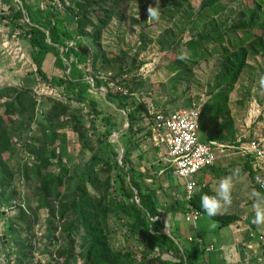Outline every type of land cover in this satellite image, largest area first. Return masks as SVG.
Wrapping results in <instances>:
<instances>
[{"label":"trees","instance_id":"16d2710c","mask_svg":"<svg viewBox=\"0 0 264 264\" xmlns=\"http://www.w3.org/2000/svg\"><path fill=\"white\" fill-rule=\"evenodd\" d=\"M132 1L40 0L39 6L34 0H0V25L9 28L8 38L17 33L26 41L34 76L45 87L65 98L57 100L45 97L38 102L29 88H0V102L4 99L8 101L0 115V176L5 168V158H12V152L14 153L15 142L12 138L21 135L17 130L14 131L17 121L11 124L7 122L6 125L5 117L10 119L17 116V119H22V126L30 129L36 120L37 107L41 104L46 112L44 122L49 127L50 136L43 144L37 141L30 149L38 163L33 166V175L38 183L37 195L41 208L48 209L53 215L57 208L50 205V200L62 197L61 192L68 183L65 179L67 171L59 164L60 159L65 156V149L58 143V131L66 125V118L82 148L90 154L89 166L76 182L75 188L64 194L58 203L60 217L72 219L74 227L80 226L86 264H202L203 251L190 244L192 242L188 241L189 237L185 232L172 228L169 233L166 232L167 213L172 207H180L176 198L170 196V191L181 188L171 185V180L176 177L170 165L160 168L153 163L141 168L131 160L130 141L134 134L140 132V129H136L138 123L145 119L149 120V126L151 123L146 104L138 102L131 95L112 94L107 84L101 83L97 76L98 66L107 63V56L100 46L102 33L113 20H126L125 13ZM192 1L178 0L171 8L170 17L178 15ZM199 1L197 17L192 23L193 31L205 32V27L213 24H216V29L184 44L192 54V61L190 65H187V61L183 63L190 74L198 60L203 59L205 43L212 46L209 50L210 57L221 58L219 77L213 88L219 93L216 94L215 101L206 108L212 121H224L219 110L226 106L247 66V59L258 56V51L264 45V0H251L249 9L237 13L233 18L228 16L225 23H220L218 17L228 8L227 0ZM85 36L91 37L95 50L92 51L84 44ZM49 57L54 59V67L62 73L60 77L49 78L46 75L43 68ZM114 60L126 63L122 56L114 57ZM180 70L171 67L169 73L176 74ZM102 88H105V95ZM70 101L77 107H72ZM46 104L50 105V109H46ZM75 108L86 110L87 126L81 120L80 111L76 112ZM111 108L114 109L113 113L109 111ZM121 115L128 125L126 130H120ZM150 134V130L146 131V136L150 137ZM112 136H116V142L110 140ZM231 143L237 145L235 140ZM154 151L158 152V148H154ZM7 154L9 155L6 156ZM51 160H56L57 164H51ZM248 162L245 163L246 169L253 179L256 171ZM98 165L100 168L97 169ZM50 166L59 168V172L49 173ZM161 171L166 178L158 183L156 175ZM100 174H104L103 181L99 179ZM0 181L3 185L6 179L0 178ZM89 188L101 190V196H94ZM203 194L212 195L208 188H203L188 203L202 217H206L211 224H216L219 229L237 221V217L233 215L209 218L200 207V197ZM163 198L168 199V206L171 203L169 207L161 205ZM9 201L0 191V220ZM182 209L187 210L188 206H183ZM111 216L125 220L126 237L131 239L130 242H143L147 251L140 260L135 262L122 252L113 253L108 248V223ZM12 230V226H7L0 236L7 264H14L11 252L6 251ZM196 233L197 238L202 239L201 233ZM70 261L71 256L67 255L66 264Z\"/></svg>","mask_w":264,"mask_h":264},{"label":"rangeland","instance_id":"374dc122","mask_svg":"<svg viewBox=\"0 0 264 264\" xmlns=\"http://www.w3.org/2000/svg\"><path fill=\"white\" fill-rule=\"evenodd\" d=\"M34 1L41 6L40 0ZM177 1L133 0L125 13L126 20L124 22L113 20L102 33L100 46L107 56V63H101L102 65L98 66L97 76L101 83L107 84L112 94L131 95L138 102L146 104L150 113L199 109L202 115L201 131L216 132L217 137L221 139V141L218 139L217 144L224 146L215 150V154L216 152L219 154V159L215 164L218 162L220 164L227 162L228 164L225 165L230 164L229 167L233 173H229V176L236 183L239 182L246 186V190L243 189L246 194L241 197L244 198L242 199L244 205L236 206L237 199L234 205L236 209L240 208V212L242 210V217H244L249 204H253V192L258 193V191L253 184V179L248 175V170H243L244 172L241 170L242 159H237L235 152L239 153L253 139L264 144V45L258 51V56H250L247 59V66L231 92L226 106L219 110L224 121H220V119L212 121L206 107L215 101V96L219 93L213 88L219 77L221 58L210 57L209 50L212 46L205 43L203 59L198 60L190 74L188 67L183 62L187 61V65H190L192 61L190 60L192 54L189 53V48L186 45L190 41L212 32L216 29V24L205 27V32L193 31L192 23L197 17L200 1L193 0L186 4L178 15L171 18V8ZM227 1L228 8L218 17L220 23H225L228 16L233 18L237 13L249 9L252 5L251 0ZM150 7L157 11L156 18L149 16ZM8 32L9 28L1 24L0 88L14 87L19 90L24 87L29 88L31 95L38 102L45 97H53L57 100L64 98L45 87L34 76V67L28 57L26 41L22 40L17 33L8 38ZM83 42L92 51L95 50L91 37L85 36ZM164 47H168V49L164 50ZM118 56H122L126 63H123V59L119 62L113 61V58ZM182 59L183 61H181ZM171 67L181 70L176 74L169 73ZM43 69L49 78L60 77L62 74L54 67V59L51 57L44 63ZM101 90L105 95V88ZM96 98L100 99L99 96ZM7 102L6 99L0 102V115L3 114ZM69 104L72 107L75 106L71 101ZM45 107L50 109L49 104H46ZM75 109L76 112L80 111L81 120L87 126L86 110ZM109 111L113 113L114 109L111 108ZM44 113L46 112L40 104L36 110V120L30 129L22 126L23 121L17 119V116H15L16 120L14 117L10 119L5 117L6 125L7 122L11 124L17 121L14 124V131L17 130L21 135L12 138L15 142L14 153L12 152V158H5V168L0 176V178L6 179L3 185L0 184V191L10 199L8 205L3 209L4 216L0 220V236L7 226L13 227L6 251L11 252V260L14 264H66L67 255L71 256L69 264H86L83 259L85 249L82 246L83 233L80 226L75 225L74 227L72 219L60 217L58 203L64 194H68L75 188L76 182L89 166L90 154L82 148L78 136L71 129L69 119L66 118V125L58 131V143L65 149V156L60 159L59 164L67 171L65 179L68 183L61 192L62 197L54 201L50 200V205L57 208L53 215L48 212V209L41 208L37 195L38 183L33 175V166L38 163L35 162V156L30 149L37 141H41L43 144L49 139V127L44 122ZM119 121L121 122L120 130H126L127 124L122 120V115ZM148 122L147 119L140 121L136 127V129H140V132L134 134L130 141L131 160L135 166L141 168L149 167L153 163L163 168L169 165L166 150L158 148V152L154 151L155 147L150 137L146 136V131L150 130ZM115 137L112 136L110 140L114 142ZM231 138L237 145L228 143ZM200 139H203L202 132H200ZM222 141L224 142L222 143ZM243 161L246 163L248 159L244 158ZM50 162L57 164L56 160ZM244 167L246 168V165ZM208 169L196 175L194 181ZM48 172L58 173L59 168L50 166ZM100 176L99 179L103 181L104 174H100ZM156 176L158 183L166 178L162 171L157 172ZM183 182L181 179L173 178L171 185L179 187ZM219 183L218 181L215 185L218 187ZM89 190L94 196H101V190H92V188ZM233 191L235 197L238 198L239 188H235L231 192ZM254 217L245 220L252 224ZM124 222L125 220L111 216L108 223V248L113 253L122 252L136 262L147 250L143 242L137 240L130 242L131 239H127ZM197 223L204 245L218 242L219 233L215 232L218 230L216 224H211L206 217ZM253 224L256 227L255 230L260 228L254 233H259L263 237L258 251L263 261L261 264H264V223ZM226 229L227 227H224L223 230ZM188 232L194 239L192 245L197 247V233L189 228L186 235ZM260 235H255V244H258ZM251 240L252 238H250ZM3 250V244L0 241V264H7ZM213 254L218 255V252L203 251L201 256L202 259L210 258ZM163 258L167 259L165 256Z\"/></svg>","mask_w":264,"mask_h":264},{"label":"built area","instance_id":"2783aa9c","mask_svg":"<svg viewBox=\"0 0 264 264\" xmlns=\"http://www.w3.org/2000/svg\"><path fill=\"white\" fill-rule=\"evenodd\" d=\"M149 115L151 116L150 140L153 146L166 150L167 162L173 170V175L184 181L188 206L184 219L186 222L196 224L202 215L188 204L197 189L194 178L201 171L215 164L217 160L215 150L219 146L200 139L201 111L197 108L178 109L166 113L149 112ZM238 154L250 160L253 170L256 171L253 177L254 186L264 196V144L253 139ZM188 241L193 240L188 238ZM216 250L210 245L204 251L209 253Z\"/></svg>","mask_w":264,"mask_h":264},{"label":"crops","instance_id":"0c3cea01","mask_svg":"<svg viewBox=\"0 0 264 264\" xmlns=\"http://www.w3.org/2000/svg\"><path fill=\"white\" fill-rule=\"evenodd\" d=\"M211 131V129H210ZM202 135H203V142H213L216 143L218 142V137L216 132L213 133H208L207 130L201 131ZM231 141H229V144H232L231 142L233 141V139H230ZM224 141H222L223 143ZM218 145V144H217ZM220 148L224 147V146H220L218 145ZM235 154L237 155V159H240L241 162V170H245L246 168L244 167L245 162L243 161L244 158H242L238 153L235 152ZM217 161L219 159V154L218 152H216V157ZM216 161V162H217ZM215 162V163H216ZM226 162V161H225ZM223 164H220V162H218L217 164H214L211 168H209L206 172H204L201 176H199V178H197L195 180L196 185H197V189L200 191L203 188H208V190L214 194L217 190V186L215 185L216 182H220L224 177L229 176V173H233L231 168L229 167V165H225L228 164L227 162ZM243 164V165H242ZM243 168V169H242ZM238 172V171H237ZM244 172V171H243ZM242 172V173H243ZM249 172V171H247ZM240 173V170L238 172V174ZM249 175V173H248ZM253 181V180H252ZM254 184V183H253ZM235 188H239V192L238 193V198L235 197V192H231V203L229 205H226L225 207H223L220 212L217 214V216H225V215H233L237 217V221H235L234 223H232L231 225L227 226L226 230H223V228H217L218 230H216V233L218 234V242L216 241V243L214 242H210L207 246L204 245V242L202 239L197 238V247H199L200 250L204 251L205 248H207L210 245H213L217 250L214 252H218L217 254H213L210 256V258H203L202 259V264H261L263 261L261 259V257L259 256L260 252L258 251L259 248V244L261 243V241H263V237L259 234L256 233L258 236V244H255V233L254 231H259L260 228L258 230H255V225L252 223L250 224V221H246L249 217H254L255 216V205L257 203H260L261 206H264V201L262 200H258L257 196H253L252 198V202L253 204H249V207L245 216H243V212L241 210L240 212V208L236 209L235 205V200L237 199L238 202H236V206L240 205H244L242 203V199L241 198L243 195H245L246 193L244 192L246 190V186L242 185V183L239 182H235V180H232V189ZM195 194H197L199 191H197ZM244 189V191H243ZM241 190V192H240ZM257 190V189H256ZM258 191V190H257ZM258 194L260 196H263L259 191ZM170 196L175 197L176 200L179 202V206L180 207H172L170 208L169 212L166 215V230H168V232L170 231V229L172 228L173 230H178L180 232H187L188 228L191 229L192 231L195 232H199L198 231V223L196 224H192L190 222H186L184 219V213L186 210L183 211L182 207L184 206V208L187 205L186 202V198H185V192H184V182L181 185V188L179 189H175L170 191ZM240 199V200H239ZM167 200H165V198L162 199L161 201V205H163L164 207H169L171 205L168 206L167 204ZM170 201V200H169ZM172 202V201H171ZM246 206V205H245ZM203 217H201L198 221H200ZM244 218V219H243ZM246 219V220H245ZM252 219V218H251ZM187 237L191 238L193 241L192 243H190L191 245L194 243V239L192 237V235L189 234ZM250 238H252V240L250 241ZM205 252V251H204ZM212 253V252H209ZM217 255V256H215ZM262 261V262H261Z\"/></svg>","mask_w":264,"mask_h":264},{"label":"clouds","instance_id":"9594fccd","mask_svg":"<svg viewBox=\"0 0 264 264\" xmlns=\"http://www.w3.org/2000/svg\"><path fill=\"white\" fill-rule=\"evenodd\" d=\"M148 11L151 18L157 17V11L154 8L150 7ZM231 189L232 178L231 176H226L220 181L218 189L214 194L201 195L200 207L209 218L215 217L223 207L231 203ZM197 191L199 190L197 189ZM253 195L257 196L258 200L264 201V196H260L256 192H253ZM253 223L257 225L264 223V206H261L260 203L255 205Z\"/></svg>","mask_w":264,"mask_h":264},{"label":"water","instance_id":"95a60500","mask_svg":"<svg viewBox=\"0 0 264 264\" xmlns=\"http://www.w3.org/2000/svg\"><path fill=\"white\" fill-rule=\"evenodd\" d=\"M127 127H128V125H127ZM114 141L115 142L117 141V138L116 137H115ZM121 151H123L122 147H121ZM166 232L169 233L168 230H166Z\"/></svg>","mask_w":264,"mask_h":264}]
</instances>
